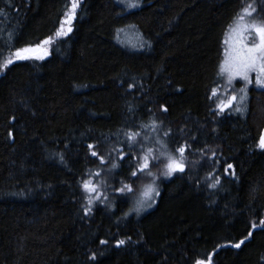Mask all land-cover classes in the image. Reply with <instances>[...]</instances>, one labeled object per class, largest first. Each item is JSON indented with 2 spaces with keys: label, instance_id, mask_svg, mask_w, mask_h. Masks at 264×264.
<instances>
[{
  "label": "trees",
  "instance_id": "1",
  "mask_svg": "<svg viewBox=\"0 0 264 264\" xmlns=\"http://www.w3.org/2000/svg\"><path fill=\"white\" fill-rule=\"evenodd\" d=\"M71 2L0 0V63L26 46L48 52L0 73V264H264V88H249L241 113L218 107L244 86L220 71L225 36L250 4L246 19L264 22V0H142L130 11L81 0L57 38ZM129 27L140 50L121 43ZM153 126L177 160L185 149V167L153 179L159 194L139 215L148 172L168 163Z\"/></svg>",
  "mask_w": 264,
  "mask_h": 264
},
{
  "label": "snow or ice",
  "instance_id": "2",
  "mask_svg": "<svg viewBox=\"0 0 264 264\" xmlns=\"http://www.w3.org/2000/svg\"><path fill=\"white\" fill-rule=\"evenodd\" d=\"M81 0H72L71 7L65 12V18L61 21L60 27L57 29L55 36L57 38H62L67 36L72 32V21L76 18L77 9L80 7ZM119 3L124 4L126 8H136L139 7L138 0H119ZM256 12V9L250 4L248 7L242 10V14H239L236 20L235 25L231 28L229 33V40H226L225 43L229 45V47L225 50V60L221 65V73H226L228 77V84L232 85L233 80L237 78L239 80L244 81V86L239 89V92L242 94L239 98L235 95L231 96L227 102H221L218 105L221 112H223L226 108L232 106L233 102L239 99L240 103L247 99V91L248 85L252 84V78L250 77V73H255V83L258 87L264 88V22H249L246 18L252 17ZM254 34V36H253ZM252 38L254 42L249 43V38ZM53 41L50 38L42 41V45H49ZM48 54L46 47H41V45L36 46H26L22 48L16 49L11 56L13 58L7 59L5 62L0 63V73L6 70L10 65H12L15 61H24L29 59L42 60ZM131 88L132 85H129ZM213 96L216 95V90L213 89ZM166 111V109H164ZM236 111H241L240 107L236 108ZM12 133L9 132V137H12ZM136 134L129 135V140H134ZM92 145H89V148H92ZM258 147L261 150H264V132L261 133L258 140ZM180 153V159L177 160L174 157H168V163L165 165L166 171L162 174L165 176H171L173 172L184 171V163H183V154L185 149L180 147L177 149ZM92 155L95 156L97 153L95 151L92 152ZM123 159V157H121ZM103 162V161H102ZM116 167V165H113ZM149 167L148 157L145 156L143 158V163L139 166L138 171L143 172L145 169ZM232 165H228V169H231ZM133 176L137 175V172L132 173ZM148 175H152L151 172H148ZM218 183V181H217ZM214 187L215 185H211ZM84 188L86 191H95L94 186H90V182H85ZM125 188L130 192L132 188L128 185H125ZM124 189H120L123 191ZM155 191L151 184L147 185L146 190L143 193L145 200L139 201L138 205L134 211L139 213L145 207V202L147 199H151L150 193ZM159 194L158 192L156 193ZM91 203V200H89ZM150 207L151 205H147ZM90 209H85V214L87 215ZM261 225H264V220L260 221ZM256 224H252V228H256ZM253 233L251 231L248 232V235L244 237V239L239 242L232 243L231 246L233 248L239 249L247 239H249ZM102 244L107 243L106 241H101ZM125 243L124 240L117 241V247L123 245ZM90 259L95 260L96 257L92 256ZM194 264H212L211 256L205 259H196Z\"/></svg>",
  "mask_w": 264,
  "mask_h": 264
},
{
  "label": "rangeland",
  "instance_id": "3",
  "mask_svg": "<svg viewBox=\"0 0 264 264\" xmlns=\"http://www.w3.org/2000/svg\"><path fill=\"white\" fill-rule=\"evenodd\" d=\"M117 2L119 3V0H117ZM138 2H139V6H141L142 0H140V1L138 0ZM119 4L121 6H123L124 9H126L128 11H130L132 9L138 8V7H136V8H130L129 9V8H126L124 4H121V3H119ZM253 36H254V34H253ZM119 38L121 40L122 45L125 46V47H127V48H130V49H133V50H140L142 48V46H143V40H142L141 36L139 35V33L135 29H132V27H129L126 30L121 31V33L119 34ZM226 40H229L228 34L225 36V39H224V52L229 47V45L225 43ZM248 42L249 43H252L254 41L250 37ZM9 58H13V57L10 56ZM224 60H225V54H224V59H222L221 65L223 64ZM220 71H221V67H220ZM255 76H256L255 73H250V77L252 78V81L253 82H252V84L248 85V90H249V88L262 89V88H260V87H258L256 85V83H255ZM244 83H245L244 81L239 80V79H236V80L233 81V84L236 87H238L240 84H244ZM238 89H240V88H238ZM233 95H235V96H237L239 98V96L242 95V94L238 90L237 92L234 91V93H232V96ZM247 98H248V91H247ZM246 100L243 102V104L240 103L239 99H237V101L233 102V105H234L233 112H236L237 113V111H236V108L237 107H240L241 108V111H239L238 113L243 112L245 110V108H246V105H247V101ZM157 130H158L157 127H155V126L152 127V131H151V135H150L149 140H152L153 143L160 142L161 141V143H160L161 148H158L159 149V151H158V154H159L158 156L159 157L158 158L161 159V158L164 157L166 159V161H168V157L171 156V157H174L175 159H178L177 154H175L172 149H171V151L173 153L171 151H169L168 149H166V145H165V143H163L162 139L160 138L159 131H157ZM262 132H264V130ZM117 137H118V135H117ZM146 139L148 140V138H146ZM257 148L260 149L258 147V144H257ZM165 165H166V163L163 166L162 173L166 171ZM156 166L154 167V170L151 171V173H152L151 179L148 180L147 182H145L143 185H141L140 195L143 193V190L144 191L146 190V187L149 184L152 185V187L155 189V191H153V192L150 193L151 199H147L146 200L145 207H144V209L142 211L139 212L140 213L139 215L143 214L144 212H146L147 210H149L150 208H152V206L155 204V196H156V193H157L156 192L155 185H157L158 181L155 180L153 182V179L154 178H158V177H161V178L167 177V176H165L163 174H160L161 173V168L155 169ZM140 195H139L138 200L136 202V205H135V207L133 209H135L137 207L139 201L145 200V197L143 195L140 197ZM149 204L151 205L150 207L147 206Z\"/></svg>",
  "mask_w": 264,
  "mask_h": 264
}]
</instances>
